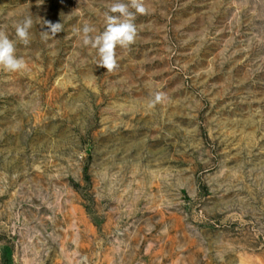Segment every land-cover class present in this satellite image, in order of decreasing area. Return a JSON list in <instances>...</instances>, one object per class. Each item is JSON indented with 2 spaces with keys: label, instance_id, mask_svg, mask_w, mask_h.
Returning a JSON list of instances; mask_svg holds the SVG:
<instances>
[{
  "label": "rangeland",
  "instance_id": "1",
  "mask_svg": "<svg viewBox=\"0 0 264 264\" xmlns=\"http://www.w3.org/2000/svg\"><path fill=\"white\" fill-rule=\"evenodd\" d=\"M114 2L0 0V264H264V0H146L109 73Z\"/></svg>",
  "mask_w": 264,
  "mask_h": 264
},
{
  "label": "clouds",
  "instance_id": "2",
  "mask_svg": "<svg viewBox=\"0 0 264 264\" xmlns=\"http://www.w3.org/2000/svg\"><path fill=\"white\" fill-rule=\"evenodd\" d=\"M146 0H116L107 5L104 13V29H97L89 23H84L82 28L74 29L82 39L84 46H90L98 54L97 66L113 72L118 68L117 48L129 49L136 42L138 29L135 23L137 15L147 14ZM50 31L42 32V39L55 38L56 34L63 31L62 23L44 21ZM33 26L31 16L13 24L16 40L10 39L5 30L0 29V70L8 73L22 72L26 69V61L22 56H17V41L25 46L30 43V29ZM167 99L166 94L157 91L149 106L154 107Z\"/></svg>",
  "mask_w": 264,
  "mask_h": 264
}]
</instances>
